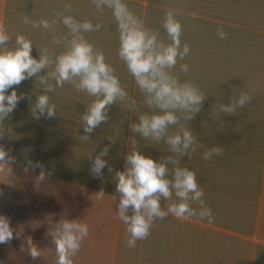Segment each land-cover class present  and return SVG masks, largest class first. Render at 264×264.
<instances>
[{"label":"crops","instance_id":"1","mask_svg":"<svg viewBox=\"0 0 264 264\" xmlns=\"http://www.w3.org/2000/svg\"><path fill=\"white\" fill-rule=\"evenodd\" d=\"M124 2L166 42L165 13L169 7L180 10L181 42L190 45L189 55L177 65L189 66L180 78L196 84L207 96L202 111L192 121L180 122L197 136L196 152L190 160L187 156L180 158V166L197 172L203 200L211 209L214 222L197 221L195 217L180 220L169 215L163 221H155L147 239L136 241L134 248L127 246L126 226L116 215L119 194L114 177L116 171L125 169V157L131 150L130 137L134 134L130 124L139 113L150 109L118 55L119 32L111 10L98 11L93 0H0V23L11 37L5 46L15 47L16 36L23 34L32 40V55L37 59L39 50L48 48L54 61L66 50L63 41L70 40L71 35L62 22L49 29L33 28L23 22L25 16L50 23L73 16L77 21L100 24L99 30L84 35L104 51L130 100L135 101L130 106L129 100H118L109 108V120L85 141L81 138L82 116L94 97L77 91L71 83L59 87L50 80L55 90L47 95L50 104L56 106V116L37 120L30 104L43 94L38 78L25 80L16 89L26 98L6 118V131L0 139V144L11 149L16 158L15 164L0 166V214L11 218V226L21 232V238L0 244V264H56L58 257L49 233L61 218L79 220L89 227L72 258L73 264H229L237 250L239 264H264V0ZM221 29L227 34L224 39L217 35ZM54 40L61 43L55 44ZM53 70L54 63L41 75ZM241 92L251 97L250 103L232 115L219 112L220 103H229ZM108 136H113L116 143L104 157L108 166L103 169V177H95L90 171V156L94 158L109 145ZM135 138L141 153L157 161L174 155L163 141L145 140L138 134ZM217 145L223 147L222 154L203 159L204 152ZM28 160L43 166L45 180L37 179L39 168L25 173ZM101 189L103 196L99 195ZM166 203L162 200V207ZM96 205L102 208L108 223L102 221L105 225L99 227L104 230L94 233L91 212ZM192 207L198 209L199 205L193 203ZM28 236L41 249V256L35 261L26 246L21 250ZM202 238L206 242L203 250ZM154 242L161 243V252L153 251ZM169 245L179 249L174 258L169 257ZM214 245L218 249L212 248Z\"/></svg>","mask_w":264,"mask_h":264},{"label":"clouds","instance_id":"2","mask_svg":"<svg viewBox=\"0 0 264 264\" xmlns=\"http://www.w3.org/2000/svg\"><path fill=\"white\" fill-rule=\"evenodd\" d=\"M95 8L103 11L111 10L119 32L118 55L126 64L128 72L134 78L139 90L144 94V104L149 112L139 113L137 120L130 124L134 134L130 137L131 150L125 157V169L115 172L116 193L119 202L116 205V215L126 226L125 239L129 248L136 246V241L145 240L155 221L165 220L169 215L180 220L197 221L207 219L214 222L211 209L203 200L204 190L198 183L197 172L187 166H180V158L185 156L190 160L191 154L197 149V136L192 129L185 127L181 121H192L202 111L207 96L199 86L182 81L181 73H187L189 66L183 61L190 53V45L181 42L183 25L180 10L169 7L163 19V28L167 34V42L158 31L146 27L140 16L136 15L124 0H93ZM68 7L67 5L65 6ZM59 15V14H58ZM196 15L195 12L192 13ZM25 24L33 28L49 29L53 24L62 22L68 29L71 39L63 42L66 50L53 57L48 48L39 50V58L32 55L33 42L23 34L15 38V47L5 45L11 42V37L4 24L0 23V139L5 134V120L13 113L19 102L26 98L17 88L25 80L38 78L43 94L36 96L30 104L34 119H48L56 116V106L50 104L47 93L53 92L54 86L63 87L71 83L77 91L86 92L94 97L86 108L83 120L82 139L90 140L91 134L100 125L109 120V108L119 100L130 101L127 91L122 87L119 77L113 67L106 61L105 54L85 37L84 33L97 31L100 24L93 25L90 21H77L73 16H63L62 21L41 19H23ZM217 35L224 39L227 34L221 29ZM53 43L59 44L60 40ZM54 70L41 75L46 69ZM11 91L9 92V90ZM251 97L241 92L227 104L218 105L219 112L232 115L237 108H243L250 103ZM134 110V109H133ZM174 128L175 131H170ZM11 133V128L7 129ZM145 140L163 141L169 146V152L174 155L162 156L159 161L141 153L136 135ZM109 145L105 146L94 158L90 156L91 173L95 177H103V169L108 166L104 159L109 154L110 147L116 143L113 136H108ZM12 150L0 144V166L16 163L11 155ZM223 147L217 145L204 152L203 159L210 160L219 156ZM169 165L173 167L170 169ZM40 169L37 179L45 180L46 174L39 162L27 161L25 173ZM111 172L112 169L109 168ZM105 193L103 189L100 196ZM175 196V200L173 199ZM162 200L167 202L162 207ZM197 203L199 208L192 207ZM89 233L86 223L79 220L61 218L55 224L54 231L49 233L57 253L56 264H73V257L79 251L83 240ZM130 236V238H129ZM14 238L20 239L21 232L11 226V218L0 214V244H8ZM27 248L32 260L41 256V249L28 236L21 245V250Z\"/></svg>","mask_w":264,"mask_h":264},{"label":"rangeland","instance_id":"3","mask_svg":"<svg viewBox=\"0 0 264 264\" xmlns=\"http://www.w3.org/2000/svg\"><path fill=\"white\" fill-rule=\"evenodd\" d=\"M104 52V51H103ZM91 213H93V215H92V218H91V220H92V223L91 224H95V225H92V227H93V232L94 233H97V232H101V231H103L104 229H101L100 227H99V224H102V225H105L104 223H108V222H106L105 221V219H104V212H103V210H102V208L100 207V206H98V205H96V206H94V210H93V212H91ZM104 223H103V222ZM154 249H153V251L155 252V253H159V252H161V249H162V245H161V243H158V242H154ZM206 246V242H204L203 241V238L201 239V249L203 250V248ZM235 245H233V247H234ZM212 248H214V249H218V246L217 245H214V246H212ZM200 249V248H199ZM237 249H240V247L239 246H237ZM169 257H173L174 258V253L176 252V251H178L179 252V249H178V247H176V246H174V245H169ZM239 251L240 250H237V254H236V257H235V255H234V259L232 260V262H229V264H239V262H240V257H239ZM202 261H203V258H202Z\"/></svg>","mask_w":264,"mask_h":264}]
</instances>
